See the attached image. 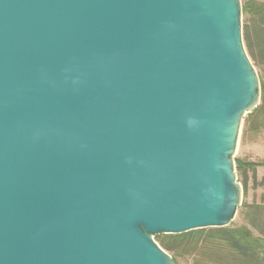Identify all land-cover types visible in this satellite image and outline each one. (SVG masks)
Instances as JSON below:
<instances>
[{
	"label": "water",
	"instance_id": "1",
	"mask_svg": "<svg viewBox=\"0 0 264 264\" xmlns=\"http://www.w3.org/2000/svg\"><path fill=\"white\" fill-rule=\"evenodd\" d=\"M239 0H0V264H175L227 226L261 86Z\"/></svg>",
	"mask_w": 264,
	"mask_h": 264
},
{
	"label": "rangeland",
	"instance_id": "2",
	"mask_svg": "<svg viewBox=\"0 0 264 264\" xmlns=\"http://www.w3.org/2000/svg\"><path fill=\"white\" fill-rule=\"evenodd\" d=\"M241 7L247 6L249 2L263 3L264 0H239ZM246 8V7H245ZM250 15L243 13L242 10V37L244 48L249 57L256 74L259 79L260 86L264 84V24L260 23L259 18L253 23L249 20ZM243 24L248 26L243 30ZM245 114L244 119L247 117ZM259 116V115H258ZM254 116V118H261ZM250 125L248 122H242L239 138L233 154L234 160L238 159L244 162H256L264 159V129L253 130V115L250 117ZM236 181L240 185V204L237 207L235 216L227 226L247 224V217L244 204H264V166L245 167L237 169ZM211 228L199 229L202 233L208 232ZM192 232V231H190ZM183 234V233H181ZM165 240L172 244L174 251H167L176 264H231L228 261L227 255L221 253L215 256V252H210L209 249H202L199 252H191L193 247L190 240L181 238H171L173 235L180 234H159ZM155 239V237H154ZM157 243L158 240L155 239ZM159 245H161L159 243ZM226 256V257H225ZM239 264V263H233Z\"/></svg>",
	"mask_w": 264,
	"mask_h": 264
},
{
	"label": "trees",
	"instance_id": "3",
	"mask_svg": "<svg viewBox=\"0 0 264 264\" xmlns=\"http://www.w3.org/2000/svg\"><path fill=\"white\" fill-rule=\"evenodd\" d=\"M245 7L242 9L243 13L245 10V13L250 15L249 20L252 23L259 18L260 23L264 24V2H249ZM247 26L248 24H243L244 31ZM252 115L253 130L264 129V84H261L260 104L247 114L244 122L246 121L250 125L249 120ZM254 116L261 118H254ZM235 163L237 169L255 168L264 166V159L256 162H244L236 159ZM243 206L245 207L243 213L248 219L247 224L211 228L204 234L201 230H193L170 237L190 240L193 247L191 252L196 253L202 249H209L210 252L216 253L215 256L225 253L228 261L232 262L231 264H264V204H244ZM163 236L166 235L157 234L155 239L165 250L174 251L172 244L167 242Z\"/></svg>",
	"mask_w": 264,
	"mask_h": 264
}]
</instances>
